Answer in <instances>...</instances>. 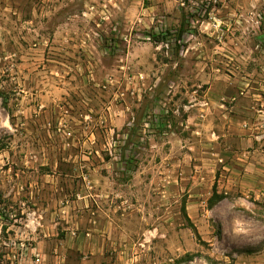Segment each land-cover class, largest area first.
<instances>
[{"label":"rangeland","instance_id":"374dc122","mask_svg":"<svg viewBox=\"0 0 264 264\" xmlns=\"http://www.w3.org/2000/svg\"><path fill=\"white\" fill-rule=\"evenodd\" d=\"M83 258L264 264V0H0V264Z\"/></svg>","mask_w":264,"mask_h":264},{"label":"trees","instance_id":"16d2710c","mask_svg":"<svg viewBox=\"0 0 264 264\" xmlns=\"http://www.w3.org/2000/svg\"><path fill=\"white\" fill-rule=\"evenodd\" d=\"M184 1H185V3L189 2V0H184ZM186 22L187 21L183 17V19L180 22L179 28L177 30V35H176V40L177 41H180L183 38V36L185 35V33H186V30H187L186 29V26H187ZM161 37H163V36H161L159 34L155 35V37L152 39V42L155 43V44L162 42V40H164V39H162ZM223 198H224V196L222 194L218 195L215 186H213V194H212L211 198L209 199L210 205L214 204L217 201L222 200ZM188 221H189V219H188ZM190 226L192 227L191 224H190Z\"/></svg>","mask_w":264,"mask_h":264},{"label":"crops","instance_id":"0c3cea01","mask_svg":"<svg viewBox=\"0 0 264 264\" xmlns=\"http://www.w3.org/2000/svg\"><path fill=\"white\" fill-rule=\"evenodd\" d=\"M242 140H244V144H246L247 145V139L245 138V139H242ZM122 203V202H121ZM91 228H94L92 231H98V229H96L97 228V226H96V224L93 226V227H91ZM69 230H70V234L71 235H74V231L72 230V228H69ZM106 230V229H105ZM99 232H100V230H99ZM109 232H110V230H109ZM88 235H90V234H88ZM97 239V236H92L91 237V239H90V244L92 245V246H94V241ZM61 260V259H60ZM66 259H62L61 260V263L62 262H64ZM77 264H88V261L86 260V258H83V259H81V261L80 262H78Z\"/></svg>","mask_w":264,"mask_h":264},{"label":"built area","instance_id":"2783aa9c","mask_svg":"<svg viewBox=\"0 0 264 264\" xmlns=\"http://www.w3.org/2000/svg\"><path fill=\"white\" fill-rule=\"evenodd\" d=\"M201 118H203L202 115H201ZM166 128L170 129V124H168V125L166 126Z\"/></svg>","mask_w":264,"mask_h":264}]
</instances>
